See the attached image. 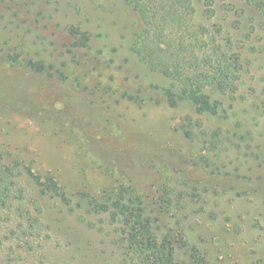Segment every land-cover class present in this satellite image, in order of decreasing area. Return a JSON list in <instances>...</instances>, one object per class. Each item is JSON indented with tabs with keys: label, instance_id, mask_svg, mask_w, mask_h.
I'll return each instance as SVG.
<instances>
[{
	"label": "rangeland",
	"instance_id": "rangeland-1",
	"mask_svg": "<svg viewBox=\"0 0 264 264\" xmlns=\"http://www.w3.org/2000/svg\"><path fill=\"white\" fill-rule=\"evenodd\" d=\"M215 6L194 19L223 27L244 71L210 113L171 103V82L139 60L127 0H0V163H18L41 207L35 233L0 209V264H128L114 209L99 208L130 196L209 264H264V17Z\"/></svg>",
	"mask_w": 264,
	"mask_h": 264
},
{
	"label": "trees",
	"instance_id": "trees-1",
	"mask_svg": "<svg viewBox=\"0 0 264 264\" xmlns=\"http://www.w3.org/2000/svg\"><path fill=\"white\" fill-rule=\"evenodd\" d=\"M199 1L206 7L202 11L197 0H127L144 25L135 36L132 49L151 72L171 82V103L175 99L186 100L196 111L216 113L213 94L237 91L244 63L232 38L223 36L222 26L212 32L210 26L194 19L195 15L203 19L204 15L215 16L217 0ZM242 1L264 17V0ZM18 173V163H0V209L14 214L25 227L29 224L26 232L35 233L34 223L41 207L17 179ZM32 176L37 185L46 186L42 192L47 196L58 192L59 186L52 177L43 182L41 177ZM111 208L125 235L128 264H209L198 248L187 249L182 239L172 241L169 236L161 235L155 223L158 217L139 197L130 196L125 202L108 200L99 209ZM180 242L184 244L178 246ZM183 248L188 259L182 262L176 259V253Z\"/></svg>",
	"mask_w": 264,
	"mask_h": 264
}]
</instances>
